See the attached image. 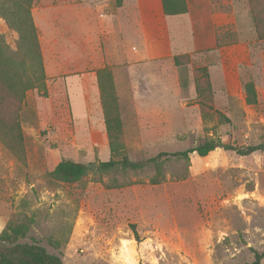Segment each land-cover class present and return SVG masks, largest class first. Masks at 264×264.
Listing matches in <instances>:
<instances>
[{
  "label": "rangeland",
  "instance_id": "rangeland-1",
  "mask_svg": "<svg viewBox=\"0 0 264 264\" xmlns=\"http://www.w3.org/2000/svg\"><path fill=\"white\" fill-rule=\"evenodd\" d=\"M210 1L215 8L222 5ZM67 2L80 4V15L92 21L104 14L99 4L113 7L121 0H32V22V9ZM254 3L264 14V0ZM15 5L0 0V9L14 23L23 13ZM68 18L71 28L61 31L72 34L77 17ZM46 34H52L49 27ZM171 34L175 48L181 35L176 29ZM228 35L232 39L226 33L225 41ZM0 37L14 58L31 64L18 33L2 16ZM255 37L264 44V38ZM60 41L70 50L76 47L73 39ZM41 63L43 76L34 67L27 70L34 85L20 111L22 141L6 144L0 136V234L8 221L26 222L27 233L18 241L43 247L62 264H246L253 251L264 252V151L241 157L218 148L205 157L171 158L161 168L164 179L158 185L150 184L152 165L90 172L74 184L49 177L62 159L140 161L206 140L235 147L264 142L261 76L243 83L236 96L216 98L211 84L207 90L205 70L189 61L178 69L180 92L170 73L164 80L156 70L153 77L159 78L144 111L158 113L133 116L140 101L131 98L121 100L120 115L103 111L89 118L78 84L69 82L68 97L61 84H47L42 55Z\"/></svg>",
  "mask_w": 264,
  "mask_h": 264
},
{
  "label": "crops",
  "instance_id": "crops-1",
  "mask_svg": "<svg viewBox=\"0 0 264 264\" xmlns=\"http://www.w3.org/2000/svg\"><path fill=\"white\" fill-rule=\"evenodd\" d=\"M220 1L215 8L210 0H186L187 13L169 16L162 0H121L113 7L99 4L104 14L92 21L83 18L78 3L32 9L46 82L61 84L68 97L69 82H76L89 118L103 111L120 115L121 100L131 98L140 101L133 116H149L159 111H144L159 78L153 77L156 70L164 80L170 73L180 92L178 69L184 68L175 65L174 57L186 55L194 68L205 70L216 98L236 96L243 83L264 80V44L256 42L246 0ZM67 12L77 17L72 34L62 33L71 28ZM48 27L52 34H46ZM82 28L88 29L83 38ZM171 29L182 36L175 48ZM226 33L232 39L228 35L225 41ZM60 38L75 40L76 47L68 49Z\"/></svg>",
  "mask_w": 264,
  "mask_h": 264
},
{
  "label": "trees",
  "instance_id": "trees-1",
  "mask_svg": "<svg viewBox=\"0 0 264 264\" xmlns=\"http://www.w3.org/2000/svg\"><path fill=\"white\" fill-rule=\"evenodd\" d=\"M16 10L18 8L23 12L17 19L12 22L6 13L0 9V16L18 33L25 55L30 57L31 64L25 63V60L14 58L10 49L0 37V132L6 144L11 142H21L22 133L20 129V111L23 107V101L26 92L34 85L29 78L27 70L34 67L43 76L41 53L38 43L36 29L33 25L29 7L32 0H14ZM248 10L253 22L257 37L264 38V14L258 12L254 0H246ZM165 15H182L187 13L186 0H162ZM20 14V13H19ZM174 63L176 66L188 65V56H175ZM39 73L37 78L39 77ZM206 87L210 88V81L207 74ZM205 84V83H204ZM247 87L252 88L248 84ZM204 90V89H203ZM234 152L238 156H248L258 151H264V142L256 145H247L244 147H235L229 144H223L215 140H206L194 147L184 151L172 153L160 152L154 157L145 160L133 161L126 156L119 159H109L101 162H76L70 159H62L50 172L49 177L57 182L64 184H74L90 172L111 173L127 170H141L147 165L155 168V174L150 179L151 185H158L163 181L162 173L163 164L169 159L188 160L189 155L194 153L199 157H205L215 149ZM28 223H14L8 221L5 228L0 234V264H62L61 259L36 244L20 243L18 240L24 238L27 233ZM264 259V252H252V259L246 264H259Z\"/></svg>",
  "mask_w": 264,
  "mask_h": 264
}]
</instances>
